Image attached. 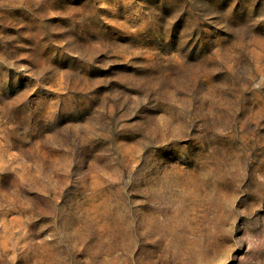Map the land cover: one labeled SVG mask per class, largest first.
Listing matches in <instances>:
<instances>
[{
    "label": "rangeland",
    "instance_id": "1",
    "mask_svg": "<svg viewBox=\"0 0 264 264\" xmlns=\"http://www.w3.org/2000/svg\"><path fill=\"white\" fill-rule=\"evenodd\" d=\"M0 264H264V0H0Z\"/></svg>",
    "mask_w": 264,
    "mask_h": 264
}]
</instances>
